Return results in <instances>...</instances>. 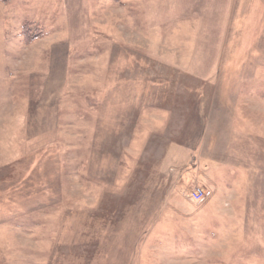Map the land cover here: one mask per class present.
I'll use <instances>...</instances> for the list:
<instances>
[{"label": "rangeland", "instance_id": "1", "mask_svg": "<svg viewBox=\"0 0 264 264\" xmlns=\"http://www.w3.org/2000/svg\"><path fill=\"white\" fill-rule=\"evenodd\" d=\"M0 264H264V0H0Z\"/></svg>", "mask_w": 264, "mask_h": 264}, {"label": "trees", "instance_id": "2", "mask_svg": "<svg viewBox=\"0 0 264 264\" xmlns=\"http://www.w3.org/2000/svg\"><path fill=\"white\" fill-rule=\"evenodd\" d=\"M29 31H30V29H29V25H28V24H23V25H22V32L25 34L26 39H27L28 41H32V40H34V39L37 38V36L39 35V34L30 35V34H29Z\"/></svg>", "mask_w": 264, "mask_h": 264}, {"label": "built area", "instance_id": "3", "mask_svg": "<svg viewBox=\"0 0 264 264\" xmlns=\"http://www.w3.org/2000/svg\"><path fill=\"white\" fill-rule=\"evenodd\" d=\"M202 196H203V191L201 189L197 188L192 191V199L199 200L202 198Z\"/></svg>", "mask_w": 264, "mask_h": 264}]
</instances>
